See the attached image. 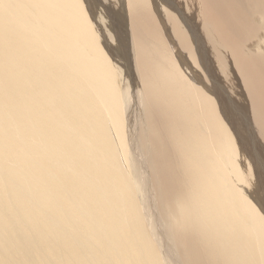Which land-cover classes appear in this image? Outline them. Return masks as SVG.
Wrapping results in <instances>:
<instances>
[{
    "label": "bare ground",
    "instance_id": "6f19581e",
    "mask_svg": "<svg viewBox=\"0 0 264 264\" xmlns=\"http://www.w3.org/2000/svg\"><path fill=\"white\" fill-rule=\"evenodd\" d=\"M90 3L0 0V264H264V0Z\"/></svg>",
    "mask_w": 264,
    "mask_h": 264
},
{
    "label": "snow or ice",
    "instance_id": "6c2138e0",
    "mask_svg": "<svg viewBox=\"0 0 264 264\" xmlns=\"http://www.w3.org/2000/svg\"><path fill=\"white\" fill-rule=\"evenodd\" d=\"M83 3L87 5V10L91 11L92 5L90 3V0H83ZM115 59V57H113ZM246 195L251 198L256 204L260 206V211L264 212V195H260L259 198L253 197L251 194L252 190L245 189ZM262 192H264V187H262Z\"/></svg>",
    "mask_w": 264,
    "mask_h": 264
},
{
    "label": "rangeland",
    "instance_id": "374dc122",
    "mask_svg": "<svg viewBox=\"0 0 264 264\" xmlns=\"http://www.w3.org/2000/svg\"><path fill=\"white\" fill-rule=\"evenodd\" d=\"M198 63V62H197ZM197 66V69L199 70V73L201 74V76L205 77L204 73H206V71L201 67V65L198 63V64H195ZM227 75L229 77H231L232 75H230V72L227 73ZM229 79V78H228Z\"/></svg>",
    "mask_w": 264,
    "mask_h": 264
}]
</instances>
